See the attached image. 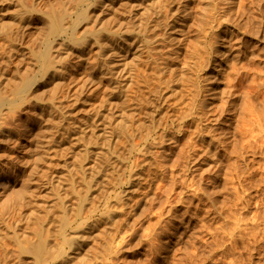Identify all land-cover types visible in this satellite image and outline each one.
Returning a JSON list of instances; mask_svg holds the SVG:
<instances>
[{
    "label": "bare ground",
    "instance_id": "bare-ground-1",
    "mask_svg": "<svg viewBox=\"0 0 264 264\" xmlns=\"http://www.w3.org/2000/svg\"><path fill=\"white\" fill-rule=\"evenodd\" d=\"M219 1L200 0V23L196 24L198 40L188 51L189 53H183L190 54L189 57L187 56L188 60L185 64L190 68L199 64L200 70L207 64L208 72L205 76L208 81L214 79V71L221 72V75L224 74L222 68L228 62L237 65L230 61L237 57V55L235 56V52H238L236 47L241 39L239 38L241 33H236V28L231 27V24L234 23L232 21L234 9L229 4L221 5ZM6 2V0H0V22L4 21V10L8 12L6 8L9 5ZM183 2L188 1L17 0L15 7L18 9L10 14L6 22L0 24V147L7 148L14 138L15 130L10 128L9 123L6 125L4 123L7 111L12 112L14 108L23 107L25 102L28 103L25 108L30 112V115L26 113L30 122L28 126L34 129L38 128L36 132L34 130L36 135L34 145L25 156L24 167H21L24 174V181H22L24 185L17 203L13 204L16 212L14 211L15 214L10 213V217L7 220L2 219L3 222L0 223V264H10L13 260L17 264H49L57 261H61V264H99L98 261L105 259L112 252L118 251V248L125 242L126 228L132 224L133 217L129 218L123 213L125 214L127 209L133 207L131 204L134 200L131 198L138 192L141 182L146 184L147 190H143L144 192L135 202L139 212L144 211L145 205L150 199L148 188L151 186L152 179H150L151 174L149 173L155 159L153 157L155 148L170 140L169 132L174 131L180 122L187 128V126L193 125L192 120H201L202 117L210 118L208 115L212 112L208 114V111L217 110L214 109L215 106L211 108L213 103L207 105L204 99L202 100L206 105L197 99L195 101L189 99L190 103L194 102L190 104L188 101L187 103L190 105L185 107L183 104L176 106L177 101L173 102L172 99L179 95V86L186 79L182 80L180 74L183 73L186 77L185 72L189 73L187 70H190L187 66L188 69L186 68L187 70L183 72H181L182 67L179 68L181 70L179 73L174 69V67L177 69V64H179H176L178 61L174 55L181 50L176 49L175 52L174 49L170 50L171 46L169 47V45L171 44H166L168 39L173 38L169 41L171 43L175 42L174 38L185 39L184 32L186 30L184 32L182 30L183 23L179 24L176 20L178 17H175L181 11L182 6L186 4ZM188 12L190 11L188 10ZM235 14L238 15V13ZM237 29L239 28L237 27ZM163 33L172 34L175 37L172 36L166 40L167 36ZM244 33L246 34V32ZM178 41L176 42L178 43ZM175 43H173L174 47ZM247 45L248 43L245 48H248ZM201 53H206L205 55L208 53V56L202 59L204 55H201L198 60L197 56ZM238 54L241 52L239 51ZM246 55L248 57V54ZM243 57L246 58L245 55ZM181 58L185 62V57ZM249 62L252 63L251 60L247 63L249 64ZM240 63L237 67L244 66L242 60ZM228 66L225 70L228 68L229 70L226 71L230 72L232 66L230 65V68ZM242 67L238 68L241 72ZM245 67L247 68L248 65ZM259 67L264 68V66ZM236 68L235 70H237ZM262 69L259 70L262 71ZM67 70L70 73L69 77L65 79L64 72L66 73ZM192 70L195 72L194 68ZM227 72L228 76L232 75L231 72L230 75ZM195 73H190V75ZM262 73L264 72H260V74ZM239 74L232 76L231 79L243 76L240 75V77ZM225 75L223 76L225 77ZM200 76L197 77L202 80L203 76ZM228 76L225 78L226 82L230 81ZM245 77L247 78V76ZM259 77V79H255L256 82H259V84H255L257 86H261V83L264 82V80L261 83L257 81L262 78ZM192 78L190 77L188 81H191ZM219 78L221 79V76ZM204 80L200 82L203 84ZM188 81H186L187 86L191 83H194V87L197 86L195 82L187 83ZM233 81H231L232 86H234ZM240 84L238 85L241 86L242 84ZM241 87L238 88L241 90ZM186 88L183 87L184 90ZM207 88L204 89L212 93ZM223 88L225 86L219 88L223 91L218 89V92H222L225 101L220 97L218 99L223 101L225 107L226 104L234 107L231 100L236 99L232 96L233 94L235 96V93L231 91L232 95L230 94V90L233 89ZM261 88L263 87L261 86ZM193 89L197 88L192 86L187 90L191 92ZM237 90L234 87L236 93ZM263 91H259V94L261 95ZM249 92H251L250 88L244 94H249ZM240 93L242 92L240 91ZM240 93L236 94L239 98ZM188 94L191 98L195 97L196 93ZM204 95H208V92ZM217 95L219 94L217 93ZM217 95L214 97L217 98ZM250 96L247 95L244 100H242V96L243 103L248 97L249 99L252 97ZM229 99L231 100L229 101ZM249 99L247 101L250 102ZM240 101L238 103L242 106ZM179 102L181 101L179 100ZM251 102L250 104H253ZM174 103L175 105H173ZM172 106L173 109H171ZM239 106L237 104L238 108ZM217 107L220 110L221 107ZM225 107L219 112L224 113L227 110ZM242 107L240 113L238 108L236 109L239 118H243L240 121L249 118H244L245 114L252 116L250 114L252 110L247 112V107L250 108L251 105L246 106L245 110H242L244 108ZM212 114L214 115V113ZM257 114L260 119H263L261 114ZM251 118L250 121L255 119ZM255 121L257 122L256 119ZM198 122H195L197 126H199ZM262 123L260 125L263 127ZM19 126L21 127V125ZM197 126L195 125V127ZM253 127L255 126H251V130L254 129ZM190 129L189 127L188 130ZM160 130H163L164 133L168 131V133L156 137V132ZM21 131L25 135L28 134L26 130ZM194 132L196 133V130ZM199 132L197 129V133ZM236 132L239 134V130ZM241 133L243 134V132ZM187 135L195 136L192 133ZM191 136L187 140L189 143L192 140ZM193 140L191 145L194 144ZM210 141L213 142V139ZM217 142L219 144V140ZM12 146L8 147L10 149L8 153H14L17 146L16 144ZM79 147L81 148L78 149ZM194 148L189 147V152H192V149L195 150ZM196 148L202 149L197 145ZM206 150L207 148L204 153H209ZM209 150L211 151V149ZM12 156L13 154L9 156L8 164L4 167L1 166L0 172L5 170L7 173L9 171L7 169H11L14 164ZM180 156L176 160H180ZM201 156H204L203 152ZM67 158H71V160L66 161ZM197 158L200 159V157ZM218 158L221 160V157L218 156ZM197 160L195 159V161ZM185 171L183 173H186ZM182 175L181 173V177ZM179 183L181 182L179 181ZM125 186L127 187L125 188ZM3 215L1 214V216ZM31 221L35 222L32 228L29 226ZM92 245L95 247V251L92 249Z\"/></svg>",
    "mask_w": 264,
    "mask_h": 264
},
{
    "label": "rangeland",
    "instance_id": "rangeland-1",
    "mask_svg": "<svg viewBox=\"0 0 264 264\" xmlns=\"http://www.w3.org/2000/svg\"><path fill=\"white\" fill-rule=\"evenodd\" d=\"M6 1H7L6 3L9 5L6 8L8 9V12L7 10H4L3 12L4 21L2 22H6L10 17V14L14 10L18 9V8L16 9L15 7L17 4V0H6ZM185 1H188L190 3L188 4V2H183V4L185 3L186 4L182 6L181 11H179L178 14L175 15V17H178L176 18V20H178L177 22H179V24H181L180 22L183 23L182 30L183 32L186 30L184 34L186 35L185 39L187 40H185L184 38H174L175 42L179 40L178 43L177 42L171 43L169 41L173 40L172 38L173 35L163 33L164 35L167 36L166 40L168 38H172L170 40L169 39L167 40L168 43L165 40L167 45L171 44L169 45V47L171 46L170 50L174 49L175 52L176 49L181 50L177 52L176 54L177 56L174 55L178 61L176 62V64L179 63L177 64L178 65L177 69L174 67V69L178 73L181 71L179 70V68L181 67L183 69L181 72L187 70L188 69L187 67L190 68V66L185 65L188 60L187 56L189 57L190 54H183V53H189L188 51L191 50V47H193L197 42L198 40L197 25H199L200 23L199 21V12H200L199 6L201 5L200 0L199 1L185 0ZM219 3L221 5H227V4L231 5V7L235 11L232 12V16H234L235 19L234 18L232 19L234 23L231 22L233 23L231 24V27H233V29L235 28L237 29V27L239 29L241 28L240 31H238L239 29L237 30L235 29L236 33L239 34L241 33L239 35L240 36L239 38L241 39L239 41V45H237L239 48L240 47L241 48L239 49L238 47H236L238 49L237 50L238 52L237 53L235 52V56L237 55V57L234 58L235 57L234 56L233 57L234 59H231L230 61V63H232L233 61V63L235 62V64L237 65L235 66L229 64L228 62L226 66L222 68L224 69V71L221 70L223 71V73L225 72L222 75L221 72L216 73V71H214L215 74L218 75L216 76L214 74V79H212V81L215 80V76H216V80L213 82L211 80L208 81V78L206 77L208 72V69L206 68L207 64L206 66L204 65L206 70H204L205 69L204 67L202 69L200 68L199 70V64H197L198 66L194 65L193 68L195 69L196 73L192 70L193 68L187 70L189 73L185 72L187 76L189 75L188 79H190V77H193L191 81H188L187 76L184 77L183 73L180 74L182 75L181 76L182 80L186 78L185 81L181 80L183 84L182 82H180L182 85L179 86V89L183 93L182 92L180 93V90L178 89L180 96L177 94L178 96L172 98L174 100L173 102L177 101V103H179V104L176 103V106L183 104V107L188 105L190 101H192L191 99H194V101L197 99L199 102L200 101L203 102L202 99H204L206 101L204 102L207 105L209 103L210 104L213 103V106H211V108L212 107L214 108L215 106L214 109L217 110L212 109V111L211 110L208 111V114L210 112L214 113V115L212 113H211L212 115L211 114L208 115L210 118L206 117L207 119H205L202 117L201 120L200 119L197 120L195 118L197 121H199L198 122L199 126H197L196 124L197 121H193V120H192L193 125L187 126V128L180 122L178 126H176L178 128L175 127L174 131L169 132L168 138H170V140L167 141L165 144H163L164 147L163 145H161L160 147L162 148H160L158 147L159 146L158 145L157 148H155L156 150H154V155H153L155 159L153 160V166L150 169L151 172L149 171L150 172L149 174H151L150 179H152L150 183L151 186L150 188H148L149 190L148 195L150 196L149 202L145 205V209L144 211H142V213L139 212V209L137 208V206H135V202L140 198V196L144 192L143 190H147L146 184L141 182V186L140 188H138V192L131 198L132 200H134L131 204L133 207L127 209V212H125V214L123 213V215L128 216L129 218L133 217V220H131L132 224L131 225L129 224L128 227L126 228L127 233L125 235V242L122 244L121 247L118 248V251L116 250L117 253L115 251L112 252L111 255L107 256L108 258L106 257L105 259L98 261L99 264H264V91H263L264 84H262L264 82L261 83V81L264 80L263 78L264 73L260 74V72H264L263 71L264 68L259 67V66H264V52H263L264 51V40H263L264 39L263 37L264 0H226V1L220 0ZM188 10L191 13L188 12ZM235 13H238V15ZM195 14L196 16H194ZM192 20L194 21L191 22ZM185 21L186 23L187 22L188 23L186 24ZM2 22H0V24ZM244 32H246V34ZM256 35H258V37H256ZM182 41L185 42L183 43ZM173 43H175V47L173 46L174 45ZM247 43L249 46L247 45L248 48H245ZM240 45L244 46V48H242V46ZM164 51L167 52L166 50ZM239 51L241 52V54H238ZM202 53L199 56H197V58L198 57L200 58L201 55H204L202 59H205V57L208 56V53L207 55H205L206 53L204 54ZM246 54H248V57ZM244 55L246 58L243 57ZM182 56L185 57L184 58L185 62L183 61V58H181ZM256 56L260 58L258 59ZM242 57L243 59H241ZM198 60L196 59L197 62H199ZM238 60L240 62L242 60L244 64L243 67L239 65V67H242V72L239 70L240 68L237 67L238 64L240 63ZM250 60L252 61V63L249 62L248 64L247 62ZM259 60L261 63L259 62ZM202 61L204 62V60ZM202 61L200 63L201 65H202ZM257 62L260 64L258 65ZM250 64L251 66H249ZM227 65H229L228 66L229 68L232 66L231 67L232 69H230L231 73L226 71L229 70L228 68L225 70ZM246 65H248L250 69L248 67L246 68L245 67ZM252 66L255 69L251 68ZM256 66L257 68L258 67L259 68L257 69ZM233 68L234 70L235 68L237 69L235 70L236 72L233 70ZM259 69H262V71ZM68 71L69 70H67L66 73L64 72L65 76L67 74L66 77L64 76L65 79L69 77L70 71L69 72ZM226 72L232 75L229 74L230 76H228ZM237 72H239L240 74ZM190 73H195V74L190 75ZM235 73L236 75H233ZM250 73L253 74L251 75ZM196 74L198 77L201 75L205 77L207 80L205 81L204 80L205 78L203 79V77L200 76L202 80L205 81V82L203 81L202 84V82H200L202 80H199ZM237 74H239V76L240 75L244 76V74H246L245 76H247V78L249 76V78L247 80L245 76H244L245 78L242 76L244 78L243 80L241 76H240L241 78L234 77L236 81H233L234 79L232 80L231 77L238 76ZM223 75H225V77ZM219 76H221V79L220 78L219 79L222 81L218 79ZM227 76L230 78V81L228 80L230 84L228 83L225 85V83L228 82V81L226 82L225 79ZM256 76L262 77L261 80H257V81H260L261 86L263 88H261L260 85L258 86L255 85L256 83L259 84V82H256L255 80L258 78ZM186 81H188L187 83L195 82V85L197 84L196 87H194V83L193 84L191 83L188 86L191 85L190 87L193 86V88H197L198 91H196L197 89L196 90L193 89L194 92L192 90L191 92H189L187 89H189L190 87L187 86ZM231 81H233L234 86H232ZM240 81L242 85L240 84ZM234 82L236 83L234 84ZM237 82H239L238 84H240L243 87L239 86ZM205 84L206 85L208 84L207 87L214 86L215 88L214 87L207 88ZM224 86L225 88L223 89H227V88H229V90L233 89L230 90V94L232 95V93H235V96L234 94L232 96L236 99L234 100L229 99V101L230 100L233 101L235 108L232 107V105L230 106L229 104H226L225 107V104L223 103V101H221V100L225 101V99L223 98L224 96L222 97L221 94L222 92H218V89ZM183 87L184 89L185 87H187L186 88L187 91L184 90ZM202 87L211 90L212 93L210 91L205 90ZM234 87H236V90L238 87L239 88L241 87V90L238 88L237 90L238 92L236 93V91H234ZM257 87L259 88V90ZM249 88L251 91L249 92V94L252 97L249 94H244V92L247 93L249 91ZM212 89L215 91H213ZM219 90L223 91L222 89ZM206 91L208 92V95L212 97H209L208 95H204V93L207 94ZM240 91L244 95L240 93ZM259 91L260 92L263 91V93H261L260 95ZM197 92L200 93L203 97ZM188 93H191L193 95L196 93L198 95L195 94L194 95L195 97L191 95L193 98L192 97L189 98L190 94ZM217 93L219 95H217ZM238 93H240L239 94L240 98L237 96ZM181 94L183 95V97L185 96L186 99L183 98ZM213 94L217 95V98H215L216 96L214 97ZM245 95L246 96L248 95L252 98L253 101L251 100V98L249 99V97L247 98V100L249 99L250 102L252 101L254 105L250 104V102L247 100H246L247 103L246 101L245 103H243L244 101L242 100L245 99L246 97ZM219 97L221 98V100H219L220 99ZM241 97L243 98L242 100ZM175 98L179 99L181 102L182 101L185 102L186 100L187 103L189 99L190 101L189 103L186 104L184 102L183 103L179 102V100H176ZM45 100H47V98ZM239 101L240 103L242 102L241 104L243 105L246 104L244 106L242 105L244 108L238 103ZM173 102L171 101V103ZM248 103L251 105V107L250 108L247 107L248 111L247 110L246 111L249 112V110H252L250 112L252 116H248L245 114L246 116L244 115V118L246 117L249 118L248 119L246 118L247 120H243L244 122L240 121L242 117L239 118V115H237L238 114V112L236 111V109L238 108L237 104L238 106L240 105L239 108L237 109L239 110L240 113L241 107L243 108L242 110H245L246 106H250L247 105ZM23 105H24L23 107L14 108L12 112L7 111V116L4 119V121H6L4 122L5 125L9 123L11 127L9 124L8 127L15 130V132H14L13 141H11L12 143H10L9 146H7V148L0 147V168L1 166L4 167L6 164H8V162L10 161L9 156L11 154H13L12 160L14 164H12L13 168L11 167V169L10 168L7 169V171L9 170L7 173L5 172V170H2L0 172V218H1L0 223L3 222L2 219L7 220V218L10 217V213L15 214L16 212V209L14 208L13 204L15 205L17 203L18 196L20 195L24 185V182H22L24 181L23 179L24 174L21 170V167H24L23 163L26 161L25 156L28 155V153L30 152L31 148L34 145V140L36 139L35 132L38 129V128L34 129L28 126L30 122L27 119L29 116H26V113L30 115V112L28 109L25 110L26 106H28V103L25 102ZM173 105H175V103ZM217 106L221 107L220 110L223 107H225V110L227 109L225 111L226 113L219 112L220 110L219 107ZM252 106L253 107L255 106L254 109ZM171 109H173V106L171 107ZM242 113L243 112H241V114ZM252 113L255 115L253 116ZM257 113L261 114L262 115L261 118L263 119H260ZM251 117L255 118L257 122L255 121V119ZM250 118L253 119V121L255 122L253 123V121H250L249 120ZM204 120L205 122H203ZM260 121L261 123L263 122L262 123L263 127L260 125L261 124ZM200 123H204V124L201 125ZM249 123H251L252 125ZM256 124L257 125L259 124L260 126H257ZM19 125H21V127L24 125V127H22L21 129ZM195 125L197 127H195ZM182 126L184 127L182 128ZM251 126H255L253 127L254 129L252 128L253 130H251ZM189 127L192 130L195 128L193 131L196 130V133L195 132L193 133L191 129L188 130ZM15 128L18 129L16 130ZM238 128L240 129L242 128L243 130L241 129L242 130L241 131ZM197 129L198 132L201 130L203 132L197 133ZM21 130H26L28 134L25 135V133H23ZM236 130H239V134L236 132ZM240 131L243 132V134L245 133L246 135H243ZM187 132L189 133V135L191 133L193 135L195 134L194 137L200 135L199 136L200 138L199 137L194 138L190 135L192 137L191 139L192 140L194 139L193 140L194 144H192L193 146L190 144L192 143V140L190 143L189 141L187 142V140L190 137L187 135L188 134ZM167 133L168 131L164 133L163 130H160L156 132L157 135L156 137H158V135L159 137H161L160 135H166ZM21 138L23 139L21 140ZM212 139L213 142L210 141ZM215 139L217 141L219 140V144ZM14 144H16L17 146L14 153H8L10 150L8 149V147L11 148L13 147L12 145ZM196 145L197 147H202V149L199 148L197 149ZM189 147L192 148L195 147L194 148L195 150L192 149V152L191 151L189 152L188 150ZM80 148L81 147H79L78 149ZM206 148H207L206 152H209L207 154L204 153V150ZM209 149H211V151ZM194 151L195 152L198 151V153H195ZM177 152L183 154L186 157H184L183 155L180 156L181 154L178 153L180 156V160H176L179 159ZM202 152L204 154L203 157L201 156ZM195 154H197V156H194ZM213 154L216 155V156L214 155L215 159L213 158ZM209 155H211L212 157ZM217 155L221 157L220 158L221 160H219ZM197 157H200V159ZM195 159L198 160L195 161ZM204 159L205 161H203ZM70 160L71 158L66 159V161H70ZM184 170H186L185 171L186 173H183ZM50 172L52 173L53 171ZM181 173L183 174L182 177H181ZM179 181L181 183H179ZM126 187L127 186H125V188ZM3 205L6 206L4 207ZM1 214L4 215L1 216ZM32 221H34V219H32ZM32 221L29 224L31 228L34 227L35 224V222L32 223ZM93 245H92V249L94 250L95 247H93ZM86 260L88 262V259ZM13 261L10 264L12 263L17 264L15 260ZM49 264H61V261H57ZM86 264H93V263H86Z\"/></svg>",
    "mask_w": 264,
    "mask_h": 264
}]
</instances>
